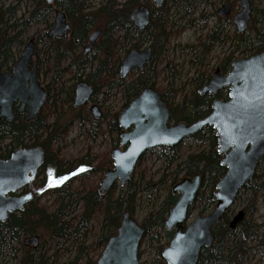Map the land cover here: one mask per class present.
I'll return each instance as SVG.
<instances>
[{"label":"trees","instance_id":"1","mask_svg":"<svg viewBox=\"0 0 264 264\" xmlns=\"http://www.w3.org/2000/svg\"><path fill=\"white\" fill-rule=\"evenodd\" d=\"M32 1L35 8L30 10L25 20L20 23L17 19L9 22L11 16L4 18L3 14L8 13L10 8L5 12L0 10V71L10 69L9 62L14 59L12 46L22 45L23 42L19 39L21 29L37 23L43 26L42 30L33 36L38 75L39 67L43 64H50L53 72L50 81L44 85L47 91L46 103L35 119L26 121L25 114H18L13 120L0 121V159H7L19 148L35 146L43 149L44 158L38 172L21 192H31V200L21 211L9 214L4 222H0V243L20 244L21 237L30 235H37L39 239L43 235L63 241L72 239L77 243V253L67 264H96L107 239L116 233L123 211L128 210L133 216L137 193L152 190L158 183L157 185L164 184L168 188L141 219L139 224L143 226L144 233L139 246L144 239H147L154 250L152 264H166L161 257V251L173 236L172 230L164 228L168 211L177 198V194L171 191L172 186L182 177H193L200 173V187L187 214L190 215L198 205L201 206L200 213L211 210L215 205V185L225 173V167L220 163L221 155L217 152V137L213 128L205 126L189 137L199 146L189 151L184 159L180 156V145L184 140L173 147H161L167 151L164 155L167 160L166 167L170 170L159 180L155 182L151 179L145 180L146 177L142 172L138 176H135L134 172L124 186L114 184L101 196L97 192L98 185L86 187L82 180L94 174H104L112 166L111 150L99 156V159L98 156L87 152L65 160L50 149V144L62 134L65 135L70 124V122L62 124L63 121H59L57 109L66 104L73 105L74 85L66 86L62 82L69 65L63 66L62 63L73 61L77 71L88 68L84 74L78 72L77 77L79 79L84 76L82 79L92 86L91 101L96 102L98 95H104L100 101L102 108L112 90L119 91L122 103L118 111L110 112L106 107L101 112V118L96 121L90 120V111L89 109L85 111V105L79 107L76 112L83 125L91 122L95 130L110 135L114 145H119L121 131L117 122L119 111L128 105L144 86H151L158 91L168 107V121L173 124L178 122L188 124L205 117L211 111L213 98L225 100L227 90L221 89L214 95L199 93V89L212 77L213 73L210 71H200L192 79L194 93L188 97L183 96L178 104H173L174 95L169 100L166 93L157 89L155 66L152 62L157 52L166 50L170 39L179 35L181 30L168 24L170 6H167V0L158 6L152 1L150 3V0H98L96 5L93 4L94 0H55L52 4H47L44 0ZM178 1L192 6L194 0ZM233 2L235 5L237 0ZM138 5L150 9L149 23L142 31L137 30L130 21V14ZM55 8L63 11L70 24L71 29L66 39L48 33L52 26L51 18ZM251 8L256 15L252 16L249 23V34L234 33L237 39L233 43L232 50L218 61L217 68L222 74L230 70L231 61L237 51L240 50L249 57L264 49V9L257 15L256 8ZM218 26L219 24H216L203 41L199 40L198 44L203 50L208 51L214 42L222 40V31ZM92 28L101 31V39L96 44V51L100 54L97 56L93 54L91 60L82 59L79 51L88 42ZM146 43L152 46V55L143 71L130 81L118 78V66L125 53L129 49H139ZM40 54L43 56L41 57ZM169 87H172L171 83ZM49 113L55 115L52 121L48 119ZM142 158L143 156L139 161ZM260 178L264 180V173L259 177L254 173L236 196L238 199L240 194L248 191L247 202L242 209L243 219L231 229L229 227L231 207H229L211 232V245L200 250L196 264H241L244 255L250 249L246 241L257 237L256 225L249 220L255 212L257 191L262 186L257 182ZM78 181L82 182L80 186H74ZM44 193H49L53 197L55 206L52 210L41 205L38 200V196ZM97 215L100 217L97 237L87 243L80 237L85 235L89 222ZM40 245L35 249L22 246L23 254L18 264H58V259L54 255L48 256L42 250V244ZM95 250L99 252L92 256ZM139 256L138 250V259Z\"/></svg>","mask_w":264,"mask_h":264},{"label":"water","instance_id":"2","mask_svg":"<svg viewBox=\"0 0 264 264\" xmlns=\"http://www.w3.org/2000/svg\"><path fill=\"white\" fill-rule=\"evenodd\" d=\"M53 1L45 0L47 4ZM163 1L153 0L157 6ZM230 11L231 6L225 4L217 13L224 16ZM149 14L147 7L139 5L132 10L130 21L142 31L149 23ZM251 18L250 0H239V11L232 18L236 32L244 33ZM69 30L70 24L64 13L56 9L48 33L66 39ZM99 35L100 30L96 29L88 36L84 54L91 50ZM34 47V38H30L10 72H0V120L10 121L21 113L25 114L26 121L33 120L46 103L47 92L38 78L33 60ZM151 54L150 46L128 50L119 63L118 77L125 79L132 71L142 72ZM221 89H227V98H213L211 111L192 123L169 124L168 107L151 86H144L120 110L117 118L121 128L119 147L112 148V166L99 180L97 192L101 196L116 183L124 186L146 151L178 145L205 126L212 127L217 137V152L221 155L220 163L225 167V173L215 185L213 209L206 215H196L188 222V209L194 203L201 183L200 173L183 177L171 188L177 198L164 221V228L174 231L161 251L166 264H196L200 250L212 243L213 228L252 178L264 155V49L249 57L233 60L226 74L217 68L199 93L214 95ZM92 93L89 83L78 81L74 86L73 105L80 107L87 104ZM89 110L93 120L101 118L98 105H91ZM43 158V149L35 146L19 148L7 159H0V222H4L9 214L21 211L31 200L30 192H20L34 177ZM243 217V210L236 212L229 221V227L233 229ZM143 233V226L128 210H124L116 233L107 239L96 264H139L138 247ZM23 245L35 249L39 245V237L27 236Z\"/></svg>","mask_w":264,"mask_h":264},{"label":"rangeland","instance_id":"3","mask_svg":"<svg viewBox=\"0 0 264 264\" xmlns=\"http://www.w3.org/2000/svg\"><path fill=\"white\" fill-rule=\"evenodd\" d=\"M194 0L192 6L184 4L183 1L178 0H167V6H170L168 12V24L174 28H179L180 33L177 36H174L170 39V42L166 50L157 52L155 60L152 64L155 66L156 72V87L162 93H166L169 100L174 95L175 99L173 104H178L183 96H191L194 91V84L192 79L201 71L205 72H214V69L217 67L218 61L220 58L228 54L232 48L233 43L236 37H234L235 27L232 24L231 17L239 9V2L237 0L236 4L233 6L232 13L227 19L224 17L219 18L215 11L222 4V0ZM98 0H94L93 4L96 5ZM151 3V0H150ZM251 7L256 8L257 15L260 14V10L264 9V0H252ZM10 8V11L7 13L5 10ZM35 8L32 0H0V10L4 11V18L11 16L9 22L14 21L15 19L19 20V23L25 20V17L28 15L29 11ZM256 15L252 11V16ZM202 20H200V18ZM54 14L52 13L51 21H53ZM216 24H219L218 28L222 31L220 42H214L208 51L203 50V48L198 44L199 40L203 41L208 34L212 31ZM249 26L245 35L249 34ZM258 26V25H256ZM43 26L37 23H32L27 28L21 29V35L19 39L22 40V45L15 44L12 46V54L14 59L12 62H9L10 69L13 66L14 62L18 59L20 52L24 44L33 36L42 30ZM97 28H92L89 32L91 35ZM237 34V33H236ZM101 39V35L96 40L94 46L87 54H83V49L79 51L81 53L82 59L91 60L93 54L99 55L100 52L96 51V44ZM87 44V43H86ZM85 44V45H86ZM84 45V46H85ZM149 45L148 43L142 45L140 48ZM41 45L39 44L38 47ZM128 47V46H127ZM203 53V55L201 54ZM201 54V57H200ZM42 57L43 54H40ZM245 54H242L241 51H237L234 54V59L245 58ZM35 60V57H34ZM36 61V60H35ZM90 64V62H89ZM63 66H68L66 73L62 77V82L66 86L75 85L82 78L77 77L78 72L84 74L88 71L79 70L77 71L75 63L72 61H64ZM39 77L43 85L50 81L53 70L51 69L50 64H43L42 67H39ZM137 72H131L126 81L133 80L137 77ZM172 84V87H169V84ZM104 98V95H98L96 102L90 101L85 105V111H88L91 105L96 103L101 112L107 107L108 111L115 112L120 109L122 99L118 90L113 89L112 93L106 98L104 108L101 106V99ZM79 108L74 107L73 105H64L61 108L57 109L56 114L63 121L62 124L70 122L69 128L65 135H61L59 138L54 140L50 144L51 152L59 155L60 158L69 159L76 158L87 152L95 156H102L104 153L111 150L113 147H118L119 145H114L110 138V135L99 130H95L91 122L82 124L79 120V117L76 116V112ZM48 118L49 121H52L55 118V115L51 113ZM89 118L92 121V118L89 114ZM102 128L104 126L102 125ZM199 146L196 143L188 138L184 140L180 145V156L181 159H184L187 153ZM167 151L160 148H153L148 150L143 158L137 163L135 168V176H138L140 172L144 175L145 180H152L153 182L159 180L163 177L164 173L169 171L170 168L166 167L167 160L165 155ZM54 156V155H53ZM97 159V160H98ZM264 173V156L259 162L257 169L255 171L256 176H261ZM103 174H94L82 180L83 184L88 186L98 185L99 180ZM82 182H77L74 186H80ZM260 186V189L257 191V196L255 200V212L250 218V222L256 225L257 237L255 239H249L246 241L248 248H250L247 253L244 255L241 264H264V180L261 178L257 181ZM156 183L152 190L139 191L135 199V209L133 217L140 223L143 216L151 210L156 204L158 198L165 193L167 186L157 185ZM38 187V184L36 185ZM33 192V189H32ZM35 192L37 190L35 189ZM248 191H244L240 194V198L236 199L230 208V216L236 214L239 210L244 208V205L247 202ZM38 200L41 205L46 207L49 210L54 208L53 197L49 193H44L38 196ZM201 206L198 205L190 215V220H192L196 215H206L209 211L205 213H200ZM76 214V212L74 213ZM248 218V217H247ZM100 217L97 215L93 217L88 224L85 235H81L80 239L86 240L87 243L91 242L97 237L98 233V224ZM21 237L20 244L12 243L10 245L0 243V264H18L19 258L23 254L22 246L23 239ZM77 242L79 240H76ZM42 244V250L48 256H55L58 259V264H67V262L77 253L76 242L72 239H67L66 241L51 239L49 236L43 235L39 239V245ZM41 246V245H40ZM57 247H59L57 249ZM30 249L31 247H27ZM139 264H152L154 259V250L150 246V243L147 239H144L139 246ZM99 251L95 250L92 253V256H95Z\"/></svg>","mask_w":264,"mask_h":264},{"label":"flooded vegetation","instance_id":"4","mask_svg":"<svg viewBox=\"0 0 264 264\" xmlns=\"http://www.w3.org/2000/svg\"><path fill=\"white\" fill-rule=\"evenodd\" d=\"M54 1H55V0H54ZM54 1H53V2H54ZM151 1H152V3L154 4L153 0H151ZM164 1H165V0H164ZM164 1H163V2H164ZM163 2H162V3H163ZM238 2H239V0H238ZM233 3H234L233 0H222V4H221V5L216 9V11H215L216 15H217L219 18L224 17V18L227 19V17L230 16V14L232 13L233 6H234ZM225 4H228V5L231 6V11L229 12V14L224 15V16H220V15H218L217 10H218L222 5H225ZM154 5H155V4H154ZM155 6H157V5H155ZM55 10H56V8H55ZM55 10H54V11H55ZM148 10H149V12H150V9H149V8H148ZM60 11H61V10H60ZM238 11H239V9H238ZM238 11H237V12H238ZM62 12H63V11H62ZM237 12H236V13H237ZM234 14H235V13H234ZM234 14H233V15H234ZM233 15H232V17H231V21H232ZM66 20H67V19H66ZM149 20H150V14H149ZM67 22H68V21H67ZM68 23H69V22H68ZM232 24H233V21H232ZM233 25H234V24H233ZM51 27H52V26H51ZM51 27H50V28H51ZM70 29H71V27H70ZM69 32H70V30H69ZM68 34H69V33H68ZM100 35H101V31H100ZM100 35H99V36H100ZM146 46H150V45H146ZM146 46H145V47H146ZM150 47L152 48V46H150ZM83 48H84V47H83ZM139 49H140V48H139ZM129 50H130V49H129ZM34 53H35V50H34ZM126 53H127V52H126ZM126 53H125V54H126ZM83 54H84V53H83ZM151 55H152V54H151ZM34 57H35V56H34ZM149 60H150V59H149ZM120 61H121V60H120ZM147 63H148V62H147ZM147 63H146V64H147ZM144 67H145V66H144ZM216 69H217V67L215 68V70H216ZM118 78H119V77H118ZM211 78H212V77H211ZM211 78H210V79H211ZM210 79H209V80H210ZM82 80H83V79H82ZM209 80H208V81H209ZM79 81H80V80H79ZM84 81H85V80H84ZM205 84H206V83H205ZM46 92H47V91H46ZM92 97H93V93H92ZM92 97H91V98H92ZM73 98H74V96H73ZM91 98H90L89 102L91 101ZM46 100H47V99H46ZM72 104H73V101H72ZM94 104H96V103H94ZM44 105H45V104H44ZM96 105H97V104H96ZM80 107H81V106H80ZM98 107H99V106H98ZM78 108H79V107H78ZM99 109H100V108H99ZM100 112H101V110H100Z\"/></svg>","mask_w":264,"mask_h":264},{"label":"snow or ice","instance_id":"5","mask_svg":"<svg viewBox=\"0 0 264 264\" xmlns=\"http://www.w3.org/2000/svg\"><path fill=\"white\" fill-rule=\"evenodd\" d=\"M61 179H63V178H61Z\"/></svg>","mask_w":264,"mask_h":264}]
</instances>
